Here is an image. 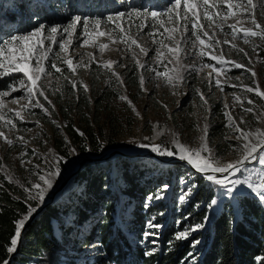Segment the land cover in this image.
<instances>
[{
  "label": "rangeland",
  "instance_id": "374dc122",
  "mask_svg": "<svg viewBox=\"0 0 264 264\" xmlns=\"http://www.w3.org/2000/svg\"><path fill=\"white\" fill-rule=\"evenodd\" d=\"M169 3L170 0H98L96 4L92 0H0V9L15 15V19H0V38H7V33H31L39 24L59 26L55 35L51 34L46 27L42 36L45 46H50L48 62L56 63L64 69L62 73H57L52 69L50 75H43L38 82V87L42 88L47 100L44 96L38 94L37 96L40 104L48 109V114L41 108L33 106L35 99L30 103L25 97L13 103V98L21 96L23 89L10 91L8 96H0V113L13 117L14 113L19 111L25 121L21 124L19 118H15L14 122L17 124V129L12 131H9L4 127L3 122H0V130L5 131L7 138L14 141L10 147L3 138H0V174L8 182L24 190V187L30 186V182L37 179L36 172L43 173V170L50 166L46 158L51 161L54 157L63 156L69 160V164L73 160L76 161L75 165L70 168L61 164L62 173L60 177L54 181L52 189L48 191L44 203L37 208V211L51 200L55 203L62 195L68 194L70 190L68 185L63 190H59V186L76 169L81 160L98 157L88 153L89 150H86L85 153L79 152L77 147L68 140L65 133L66 119L73 118L74 128L79 131L80 123L77 120V115L84 114L89 116V119L92 118L91 113L82 108L86 105V101L89 103L95 98L108 99L106 100L109 103L108 107L100 108L97 112L99 125L104 128L106 137L112 144L108 148L104 147L101 155L113 149L128 155L151 153L147 149L137 148L136 143L160 144L175 150L174 141L176 140L192 150H197L200 148L201 138L204 137V128L207 126L206 142L211 149V154L219 160L221 165H226L241 158V152L234 150L232 146L242 143V141L235 139L236 134L233 130L226 127L229 124V119L225 116L226 111L234 118L236 124L245 131L254 132L256 129L264 131V114H262L264 113V100L257 97L255 93L243 91L245 86L255 87L258 83L260 90L264 92L255 58L258 49L264 48V40L258 37L250 38L249 43L246 44L240 38L244 29L256 30L251 19L243 14V9L236 10L235 8L234 14L227 19L216 16L215 12L218 8H223L226 11V6L216 0V8L210 10L214 22L203 17V8L198 11L199 22L205 27L202 30L198 28L197 31L205 41L204 44H200L198 40H195V37H192L191 24H189L187 33L180 27L176 32L171 33L172 38L169 39L170 34L165 32L161 24L167 28L175 27L174 23L168 19L169 15L175 14V10L156 18L150 15L144 16V13L151 11L162 12L169 7ZM254 3L260 5L256 11V19L261 25H264V0H254ZM18 5L21 6L20 9H18ZM137 11L140 13L139 16L135 15ZM118 12H132L133 15L118 18L115 15ZM74 14H79L81 17H91L93 20L88 22L87 33L80 25L75 29H70L72 37L69 45L67 33L63 32V28L70 24ZM109 15L113 16L112 21L107 20ZM95 18H102L99 28L95 26ZM238 21L241 23H237ZM180 23L182 25L183 21ZM209 23L212 24L211 27H208ZM129 25H131L130 28ZM229 25H235L237 28L235 40L232 39ZM121 28L125 30L123 39H121ZM113 29L115 30L113 31ZM100 31L105 32L106 35L99 36L98 32ZM203 31H207L208 36H204ZM147 33H152V35ZM185 36L190 38L187 45L183 44V37ZM59 40L65 42V47L68 48L67 52L59 51L58 45L54 43V41ZM132 40L137 43L132 44ZM217 40L221 42L220 45L215 48L211 47L215 45ZM225 40L230 43H223ZM178 41L183 50L175 54L169 52V47L177 48ZM192 41H195L194 47ZM101 45L104 47H100ZM141 48L147 50V55L141 51ZM221 49L223 50L222 57ZM238 49L243 51H238ZM157 50H159V55H157ZM201 50L212 53L226 62L240 63L255 71L257 75L253 78L250 72L245 71V67H231L217 77L212 68L203 67V65L215 63L216 67L219 68L220 63L209 59L208 55L201 56L199 54ZM245 52L248 53L247 57L244 55ZM249 57L251 63H249ZM67 59L73 60L74 67L78 65H86L87 67H77V71L73 75L67 70L65 63ZM109 62H113L111 70L105 67ZM4 64L7 68V61ZM140 65L145 67L142 69ZM191 66H195L197 70L192 71ZM147 69H154L155 71ZM113 72L120 77V80H117V77L112 74ZM157 72L163 73V75L158 76ZM177 73L183 74L185 79L176 82ZM22 76V73L5 72L4 69H0V89H8L13 84L18 85V78ZM141 77L144 79L143 85L140 84ZM169 78L173 79L175 86L167 83ZM216 79L221 80L224 87L223 92L214 86ZM73 81L77 83L78 91L72 90ZM81 84L87 85V92L83 90ZM229 85H237V87H230ZM199 93H203L207 101L206 104L200 99ZM233 94L239 96L241 100H234ZM120 96H125L127 99L121 100ZM247 99H252L255 102L254 105H249ZM49 100L51 104L48 103ZM241 101L244 108L252 107L254 111L251 113L242 111ZM225 104L228 105V109L224 108ZM241 117H243L244 123L240 122ZM108 129H110L109 133ZM216 130L217 136H213ZM17 136H23L26 143L16 140ZM71 148H74L78 155H70L69 150ZM33 150H35L34 154ZM206 155L208 153H201L202 157ZM156 156L163 160L175 159ZM137 160L139 159L130 161L137 163ZM147 160L138 163L145 171V177L155 179L153 177L163 175V181L153 188V193L145 196L142 203L143 210L150 205H160L156 210L157 215L148 217L147 220V223L151 221L158 224L160 217L163 216L160 211L170 197L177 203L176 208L177 213H179L180 205H186L189 202L199 185L195 182L194 177L189 174L175 176L174 172V174L171 173L170 177H167L163 171L154 167ZM37 165L39 168L36 167ZM162 165L168 170L175 166ZM213 166L216 165L213 164ZM111 174L112 172L106 173L108 176ZM244 175H250L253 182L264 184V179H262L264 170L260 169L259 166L255 168L250 166ZM181 177L183 179H180ZM204 180L208 182L206 179ZM168 181H171V184ZM165 184L169 186L167 191L161 193V199H156L155 195ZM192 185L196 187L190 195L185 196L186 190ZM213 185L216 188V194L222 191L219 186ZM204 188L207 187L204 186ZM240 191L250 194L264 203L255 192L247 189L246 186H241ZM27 195L28 193H26V197ZM150 195L153 197L151 200L148 199ZM182 196H184L183 200L181 199ZM68 198L71 199L72 197L68 196ZM224 200L230 201L232 205L236 204L231 199H220L217 206L210 209L219 210L221 202ZM31 202L34 201H28V204ZM34 203L36 204V202ZM130 209L129 213L131 212ZM51 223L54 233L58 237L59 231L56 223L53 220ZM178 223L179 220L176 221V228ZM159 229L147 231L157 232ZM81 232H79V240H74V242L71 240V245L76 251L72 264H95L97 252L94 249V243H92L93 241L85 243L84 235L89 232L85 229H82ZM185 232L187 238L181 240H188L194 233L186 227L181 230L177 229L174 239H176V234ZM132 240L135 245L145 249L149 245L145 241H150V245H154L152 243L153 236H148L145 239L143 235L139 241L134 236ZM192 247L195 249L196 244L195 246L192 244ZM149 249L153 250V248Z\"/></svg>",
  "mask_w": 264,
  "mask_h": 264
},
{
  "label": "trees",
  "instance_id": "16d2710c",
  "mask_svg": "<svg viewBox=\"0 0 264 264\" xmlns=\"http://www.w3.org/2000/svg\"><path fill=\"white\" fill-rule=\"evenodd\" d=\"M92 1L96 4L98 0ZM1 18L11 20L15 19V15L0 9ZM255 58L264 87V48L258 49ZM106 100L95 98L89 103L86 101L82 108L87 109L92 118L77 115L79 131L74 128L73 118L66 119V137L81 153L89 150L88 153L99 157L104 147L112 144L98 121L97 111L108 107ZM213 136H217V130ZM145 160L139 159L136 163L116 156L103 162L84 163L80 172L68 183L71 192L47 206L26 229L10 264H72L76 251L71 240H79L82 229L89 232L85 233L84 242L94 243L97 252L95 264H264V203L245 194L234 200L235 205L224 200L219 210L214 211L207 207L211 195L215 193L213 184L182 166L168 170L152 160L147 161L167 177L174 172L175 176H193L199 188L186 205H180L179 213L175 200L172 197L168 199L160 211L163 216L158 224L162 227L154 237L156 244L150 245V241H145L149 244L146 249L135 245L132 238L135 236L137 241L142 238L149 230L145 227L148 217L156 216L160 206L150 205L143 210L144 198L163 181V175L153 177L155 179L144 176L145 171L138 163ZM108 172L112 174L106 175ZM168 183L171 184V181ZM25 199V191L0 174V264L9 259L6 248L14 235L15 222L27 212ZM31 204L36 205L34 202ZM51 220L56 223L58 237ZM193 225L201 227L188 240L174 239L177 229H192ZM194 240L199 241L195 249L192 247ZM149 248L154 249L153 254L145 255L151 250Z\"/></svg>",
  "mask_w": 264,
  "mask_h": 264
},
{
  "label": "snow or ice",
  "instance_id": "6c2138e0",
  "mask_svg": "<svg viewBox=\"0 0 264 264\" xmlns=\"http://www.w3.org/2000/svg\"><path fill=\"white\" fill-rule=\"evenodd\" d=\"M220 3H223L226 6V11L223 8H218L215 12L216 16L223 17L224 19H227V17L232 16L234 14V8L236 10L243 9V14L251 19V23L254 25L256 30L253 29H244L243 35L240 37L244 43H249L250 38H256L258 37L261 40H264V25H261L257 19H256V11L260 5L257 3H254V0H219ZM203 8V17L210 21H213V15L210 14V10L213 8H216V0H170L169 7L163 10L162 12L158 11H151L149 13H144V16H151L153 18H156L157 16H163L167 15L168 13L173 12L175 10L174 15H169L168 19L170 22L174 23L175 27L173 28H167L164 24H161V27L164 28L165 32H168L169 39H171V33H174L179 29L180 27L183 28V31L187 33L189 31V24H191V35L192 37H195V40H198L200 44H204L205 41L201 38L200 33H198L197 29H204V25L200 23V17L198 15L199 9ZM191 14V15H189ZM118 18L122 17H131L133 15L132 12H118L115 14ZM135 15L139 16L140 13L137 11ZM102 18H95L94 23L96 28L100 27ZM90 20H93L91 17H81L79 14H74L71 18V22L69 25L63 28V32L67 33V41L69 45L71 44V37H72V31L70 29H75L78 25L82 26L84 29V32L87 33L88 30V22ZM108 21L113 20V16L109 15L107 17ZM180 21H183V24L181 25ZM237 23H241V21H238ZM212 24L209 23L208 27H211ZM218 27H220L219 24H217ZM50 31L51 34L55 35L58 32V27L56 25H44L39 24L37 25L31 33H25V34H13V33H7V38H0V69H4L5 72H17L22 73L23 76L19 77V84H13L10 85L8 89H0V96H8L10 94V91H17L23 89L22 95L19 97H14L12 102L16 103L20 99H23L25 97L28 98L29 102L31 103L33 99H35L34 107L41 108L46 114H48V109L44 108L43 105L40 104V101L38 99V96H44V91L41 87H38V82L41 80L43 75H50L51 70L54 69L57 73H62L64 69H62L60 66H58L56 63H49V52H50V46H45V41L42 39V36L45 32V28ZM131 25H129V28ZM229 28L231 29V36L232 39L235 40L237 38V28L235 25H229ZM115 29H113L114 31ZM223 30V29H221ZM125 33V30L121 28V39H123V34ZM148 35H152V33H147ZM99 36H105L106 33L103 31L98 32ZM204 36H208L207 31H203ZM215 35V33H213ZM190 41V38L185 36L183 37V44L187 45ZM55 44L58 45L59 51L67 52L68 48L65 47V42L63 40L54 41ZM132 44H136L137 42L135 40L131 41ZM220 41H216L215 45H212L211 47L215 48L220 45ZM223 43L229 44L230 42L228 40H225ZM193 47L195 46V41H192ZM83 46V45H80ZM139 46V45H137ZM235 47V45H232ZM104 47V46H100ZM182 47L180 45V42H177V48H171L169 47L168 51L171 53H177L178 51H182ZM141 51L144 52L145 55H147V50L141 48ZM238 51H243L242 49H238ZM159 50H157V55H159ZM201 56L208 55L209 59L213 61H217L220 63V67L217 68L215 63L212 64H205L203 67L212 68L216 76L219 77L222 72H225L226 69L235 67V68H242L245 67L244 65H241L240 63L235 62H226L222 60L221 58H218L216 55L212 53H206L203 50L199 53ZM244 55L247 57L248 53H244ZM223 56V50L221 49V57ZM7 61L8 67L5 68L4 62ZM67 65V70L70 71L73 75H75L77 71V67L86 65H78L77 67L73 66V60L67 59L65 61ZM113 62H109L105 67H107L109 70H111V64ZM249 63H251V58L249 57ZM123 66V65H121ZM144 65H140V68H144ZM150 71H155L154 69H147ZM192 71H196L195 66H191ZM245 71H248L251 73V76L253 78L256 77V72L252 71L250 68L245 67ZM113 75L117 77V80H120V77L113 72ZM158 76L163 75V73H156ZM209 76H211V73H209ZM185 79V76L181 73H177L175 77V81H183ZM122 83V81H121ZM168 84H171L175 86V83L172 78H169L167 80ZM140 84H144L143 77L140 78ZM215 87L219 88L220 91H224V87L222 85L221 80L216 79L215 80ZM230 87H237V85H229ZM81 87L85 92L88 91L87 85L81 84ZM72 90L78 91L77 89V83L75 81L72 82ZM243 91H246L248 93H255L257 97H260L262 100H264V92L260 90V86L257 83L255 87L252 86H245L243 88ZM200 99L204 101L206 104L207 101L203 95V93H199ZM234 100L240 101L241 98L235 94ZM44 98L47 100V97L44 96ZM121 100H126L127 97L120 96ZM49 104H51V101H48ZM130 103V101H129ZM247 103L249 105H254V101L252 99H247ZM27 108V106H25ZM54 107V106H53ZM225 109H228V105H224ZM241 109L244 112H253L254 109L252 107L244 108L243 102L241 101ZM28 111H31L28 109ZM264 114V113H262ZM225 116L229 119V124L226 125V127H230L233 132L236 134L235 139L238 141H242V143L233 145L232 147L236 151L241 152V158L230 162L226 165H221L219 160L215 159V157L211 154V149L208 147L206 142L207 137V126L204 128V137L201 138V145L200 148L197 150H192L188 148L186 145L181 144L178 140L174 141L175 143V150H171L169 148L164 147L160 144H145V143H136L135 146L140 149H147L151 153H154L161 157H169V158H175L180 161H185L188 165L195 168L198 173L202 175L204 179H206L211 184H215L216 186H219L222 191L218 194L213 193L207 203L208 208H214L219 203L220 199H231V200H237L240 196L244 195V192L240 191L241 186H246L247 189H250L252 192H255L256 195L259 197V199L264 202V184L253 182L252 177L250 175L246 176L244 175L245 172L249 170V167L252 166L255 168L256 166H259L260 169L264 170V131H261L260 129H256L253 131H245L242 129L238 124H236L234 118L231 117L229 112H225ZM15 118H19V122L21 124L25 123L23 116L21 115V112L17 111L14 113L13 117H8L6 114L0 113V122H3L4 127H6L9 131L17 129V124L14 122ZM241 123H244L243 117H241ZM78 131V130H77ZM80 135H83V133H80ZM0 138H3L4 141L11 147L14 144V141L12 139H8L6 136L5 131L0 130ZM148 139V138H145ZM16 140L21 141L22 143H26L23 136H17ZM35 153V150H33V154ZM70 155H78L76 153V150L74 148H71L69 150ZM201 153H208L206 156H201ZM24 155H27V153H24ZM195 157V158H193ZM46 161L49 163V167L45 170H43V173L36 172L35 175L37 177L36 180L30 182V186L24 187V191L28 193L25 203L28 204V201H34L36 202V207H33L32 204H28L27 212L24 214L23 218L15 222V231L14 235L10 240L9 246H7L6 251L8 254H12L17 250L18 243L21 238V232L24 228V225L26 221H28L33 213L37 211V208L42 205L46 199V195L50 189L53 187L54 181L60 177L62 173L61 164L67 165L69 168L72 165H75L76 161H71V164H69V160L66 157L63 156H57L54 157L53 160L48 161L46 158ZM215 164L216 166H213ZM39 168V165L36 166ZM217 174H221L223 178H218ZM239 174V175H237ZM11 179V178H9ZM180 179H183L181 177ZM264 179V177H262ZM168 185H163L158 193L155 195L156 199H161L162 195L161 193L166 192L168 189ZM195 185H192L189 187L186 192V195H190L192 190L195 188ZM153 197L152 195L149 196V200H151ZM181 199H184V196L181 197ZM147 207V204H146ZM162 225L154 224L151 221H149L146 224L147 229H159ZM200 225H193L192 231L197 230ZM158 235L157 232L154 231H145L144 238L147 239L148 236L156 237ZM177 240L186 239L187 233H178L175 237ZM153 244H156V240L154 239L152 241ZM199 243V241H193V246L195 244ZM153 250L145 252V255H152ZM192 256V254H189ZM194 259V257H192ZM3 264H8L7 260L3 261Z\"/></svg>",
  "mask_w": 264,
  "mask_h": 264
},
{
  "label": "water",
  "instance_id": "95a60500",
  "mask_svg": "<svg viewBox=\"0 0 264 264\" xmlns=\"http://www.w3.org/2000/svg\"><path fill=\"white\" fill-rule=\"evenodd\" d=\"M115 156H120V157H124L128 160H133V159H149L152 161H155L157 163L160 164H165L167 166H182L187 168L191 173L201 177L202 175L200 173H198L196 171L195 168L191 167L190 165H188L185 161H180L178 159H169V160H163L159 157H157L155 154L153 153H139V154H135V155H131V154H125L123 152L117 151V150H110L109 152L102 154L99 157H95V158H85L83 160H81L78 164V166L76 167V169L67 176V178L65 179V181H63L61 183V185L59 186V190H63L65 189V187L68 185V183L76 176L77 173L80 172L81 168L83 167L84 163L86 162H103L106 159H109L111 157H115ZM218 178H223V176L221 174H217ZM204 179V178H203ZM52 200L50 202H48L47 204H45L44 206H42L38 211H36L31 217L30 219L26 222V224L24 225V228L22 229L21 232V239L23 238L24 233L26 232V229L31 225V223L35 220L36 217H38V215L50 204H52ZM19 241V242H20ZM19 248V243H18V247L17 250ZM17 250L15 252H13L12 254H10L9 259H8V264H10L11 259L16 255Z\"/></svg>",
  "mask_w": 264,
  "mask_h": 264
}]
</instances>
